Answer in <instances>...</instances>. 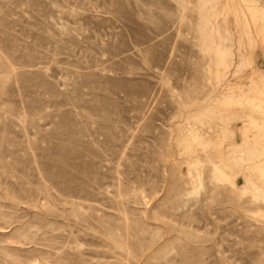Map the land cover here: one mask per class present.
Here are the masks:
<instances>
[{
    "label": "rangeland",
    "instance_id": "obj_1",
    "mask_svg": "<svg viewBox=\"0 0 264 264\" xmlns=\"http://www.w3.org/2000/svg\"><path fill=\"white\" fill-rule=\"evenodd\" d=\"M251 1L0 0V264H264Z\"/></svg>",
    "mask_w": 264,
    "mask_h": 264
},
{
    "label": "bare ground",
    "instance_id": "obj_2",
    "mask_svg": "<svg viewBox=\"0 0 264 264\" xmlns=\"http://www.w3.org/2000/svg\"><path fill=\"white\" fill-rule=\"evenodd\" d=\"M241 1H242L243 3H245L247 0H241ZM250 1H251V0H250ZM252 1H253V0H252ZM252 1H251V2H252ZM251 2H249V3H251ZM243 3H242V4H243ZM253 3H254V2H253ZM240 5H241V4H240ZM245 5H247V3H246ZM250 5H251V4H250ZM254 6H255V5H254ZM242 7H243V6H242ZM247 7H248V6H247ZM249 7L251 8V6H249ZM256 8H257V7H256ZM257 9H258V8H257ZM241 10H242V8H241ZM244 10H245V9H244ZM251 10H255V9H252V8H251ZM242 11H243V10H242ZM245 11H246V10H245ZM262 11H263V10H262ZM262 11L260 10L259 12H261V13H262V17H264V12H262ZM241 13L244 14L243 12H241ZM254 13H255V12H254ZM245 15H246V14H245ZM245 15H244V16H245ZM260 15H261V14H260ZM260 17H261V16H260ZM256 19H257V18H256ZM248 21H249V20H248ZM250 21H251V20H250ZM253 26H254V25H253ZM248 27L250 28V26H248ZM248 27H247V29L249 30ZM252 28H253V27H252ZM250 29H251V28H250ZM259 29H260V28H259ZM262 29H263V28H262ZM262 29H261V31H262ZM248 30H247L246 33H248ZM251 30H252V29H251ZM251 30H250V31H251ZM253 30H254V29H253ZM250 31H249V32H250ZM261 31H259L260 33H259V32L256 33V34L259 33V34H260V37H262V36H261V35H262V34H261V33H262ZM251 32L253 33L254 31H251ZM251 32H250V33H251ZM225 33H226V31H225ZM259 34H258V35H259ZM248 35H249V34H248ZM251 36H252V35H251ZM260 37H259V39H260ZM263 38H264V37H263ZM259 39H258V40H259ZM255 41H256V40H255ZM236 43H237V42H236ZM222 45H223V44H222ZM225 45H226V44H225ZM216 46H217V47H216V52H215V54L217 53L216 56L218 57V61H219L220 63H221V62L224 63L225 60H224V58H223V57H224L223 53L226 54V52H225L226 50H224V47H223V49H222V47H221V49H219V45H216ZM231 46H232V45H231ZM248 46H249V45H248ZM248 46H247V47H248ZM251 46H252V45H251ZM225 49H226V48H225ZM250 50H251V49H250ZM250 50H249V51H250ZM245 54H246V53H245ZM240 57H241V56H240ZM256 124H257V123H256Z\"/></svg>",
    "mask_w": 264,
    "mask_h": 264
}]
</instances>
